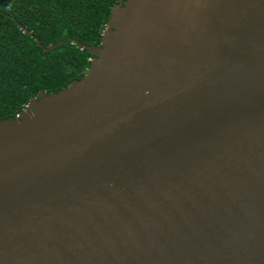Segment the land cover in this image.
<instances>
[{
  "label": "water",
  "instance_id": "95a60500",
  "mask_svg": "<svg viewBox=\"0 0 264 264\" xmlns=\"http://www.w3.org/2000/svg\"><path fill=\"white\" fill-rule=\"evenodd\" d=\"M81 79L0 119V264H264V0H119Z\"/></svg>",
  "mask_w": 264,
  "mask_h": 264
},
{
  "label": "trees",
  "instance_id": "16d2710c",
  "mask_svg": "<svg viewBox=\"0 0 264 264\" xmlns=\"http://www.w3.org/2000/svg\"><path fill=\"white\" fill-rule=\"evenodd\" d=\"M119 0H0V119L16 117L41 93L81 79Z\"/></svg>",
  "mask_w": 264,
  "mask_h": 264
}]
</instances>
